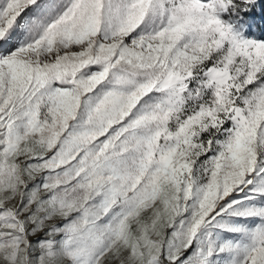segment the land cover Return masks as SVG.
<instances>
[{
    "label": "snow or ice",
    "instance_id": "snow-or-ice-1",
    "mask_svg": "<svg viewBox=\"0 0 264 264\" xmlns=\"http://www.w3.org/2000/svg\"><path fill=\"white\" fill-rule=\"evenodd\" d=\"M0 264H264V0H0Z\"/></svg>",
    "mask_w": 264,
    "mask_h": 264
}]
</instances>
